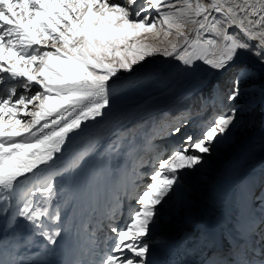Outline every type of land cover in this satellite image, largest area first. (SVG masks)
I'll return each mask as SVG.
<instances>
[{"label":"snow or ice","instance_id":"snow-or-ice-1","mask_svg":"<svg viewBox=\"0 0 264 264\" xmlns=\"http://www.w3.org/2000/svg\"><path fill=\"white\" fill-rule=\"evenodd\" d=\"M161 33L174 37L168 47L140 40ZM157 56L187 90L164 108L129 106L158 80L148 67ZM191 97L201 100L195 113ZM257 105L264 0H0V264H52L57 254L59 264H157L164 242L154 233L181 178L233 143ZM210 109L198 133L187 131ZM145 152L154 155L141 172ZM129 176L136 193L115 195ZM256 200L259 217L250 189L241 192L252 218L206 264H264V247L250 242L264 224V191Z\"/></svg>","mask_w":264,"mask_h":264},{"label":"bare ground","instance_id":"bare-ground-1","mask_svg":"<svg viewBox=\"0 0 264 264\" xmlns=\"http://www.w3.org/2000/svg\"><path fill=\"white\" fill-rule=\"evenodd\" d=\"M174 75V72H171V75L159 74L157 81L148 84L143 90L134 91L131 94L129 106L145 101L162 108L172 104L176 99L173 92L177 86L172 82ZM215 111L217 110L215 109ZM178 115H181V113L176 112L170 118L174 119ZM201 117L203 116H199L198 121L203 119ZM145 131H147V123L143 133ZM154 143L165 144L166 142L156 141ZM214 154L219 155L217 160H214L219 171L212 181L206 185L208 188L198 213L195 210L183 216H176L173 212L165 211L161 215L160 223L165 231L163 230L160 235L163 234L164 237L168 235L171 243L168 248H161L157 252V255H159L157 258L155 257L157 264H179L180 254H183V250L190 244H197L199 255L191 260L189 264H206L205 259L213 256V254L227 255L229 244L241 240L237 230L244 232L245 227L252 218V216L246 217L241 214V192L243 190L250 189L251 213L257 208L254 217L260 216L258 211L259 201L253 202V198L256 196V190L264 184V122L256 132L250 134L232 150L217 149ZM153 155L154 153L150 155V158ZM220 155H225V158L220 159ZM132 179L133 177L129 176L126 183L118 188L115 195L120 196L119 193L123 190L122 188H125L127 192L133 191ZM145 181L148 182L146 178ZM139 182L138 180L137 183ZM183 182L190 186H197L199 189L204 188L200 187V182L185 175ZM139 184L142 185L141 182ZM236 191L238 192L235 194ZM125 205L127 210V201ZM109 206H111V203ZM120 223L123 224L121 221ZM261 231H264V224L256 228L255 233L251 235L250 242L254 247H264V243L258 240V233ZM155 238L164 240L162 237L157 238L155 236ZM24 253L25 249H21L20 254ZM48 258L52 261V264H59V261L64 259L59 254Z\"/></svg>","mask_w":264,"mask_h":264},{"label":"rangeland","instance_id":"rangeland-1","mask_svg":"<svg viewBox=\"0 0 264 264\" xmlns=\"http://www.w3.org/2000/svg\"><path fill=\"white\" fill-rule=\"evenodd\" d=\"M171 38L174 39V37L165 38L163 36V34L161 33V35L158 38L152 34H148L146 37H140V40L144 41L145 43H147V44H149V45H151L157 49H160V48L168 47L169 41H172ZM148 67L155 69L159 74L169 75L171 73V70H172V63L171 62L166 63L163 58L157 56V57H154L152 62L148 64ZM249 67L252 68L253 71L259 70L258 65H253V64L249 63ZM174 74L175 75L172 77V80H173L172 82H173V84H177V86L174 88L173 95H174V97H179L187 90L188 83L186 80L183 81L184 79L182 77H180V75L178 73H174ZM242 87L246 88L247 85L244 84V85H242ZM188 103H190L191 106H195L198 109L200 107L201 100L198 97H191L189 99ZM216 110H217L216 112L218 114L222 111L219 108H217ZM210 114H211V109H210L209 113H206L203 115V117H201L203 119H201L200 122L202 120H206L208 115H210ZM193 118L197 119L199 117L194 116ZM169 119H172V118L169 117ZM242 121H243L242 125L240 126V128L235 133V141L233 143H230V144H225V145L219 146L218 150L230 151L234 147H236L238 144H240L250 134H252L253 132H256L262 126V124L264 122V105H257L256 109L253 112L247 113L242 117ZM145 124H146V122H144V124L142 123V130H140V124H138L139 126L135 129L137 134H142V132L144 131ZM143 154H145L144 155V161L146 163H145L144 167L139 169V171H141V172H145V171H148L150 169V165H151L150 155L152 154V152H145ZM218 156L219 155L214 154V152H213L212 155L208 157V162L203 166V168L199 172H195L194 174H191V175H185L187 177L194 178L195 180H197V182H200L201 183L200 187H204V188L199 189L197 186L194 187L192 185L191 186L187 185L185 182H183V178H184V176H183L180 180V187L177 189L171 205L166 206L164 208V210L162 211L161 215L164 214L165 211L173 212L176 216H183L184 214H188L191 211H195V210L198 213V211L200 210L201 202L204 199L205 192L207 191V188H208V187H206V185L212 181V179L217 175V173L219 171V170H217V166H216V163L214 161L215 159L217 160ZM220 156H221L220 159L225 158V155H220ZM149 159H150V161H149ZM140 182L142 183V185L144 183H147V181H145V179L143 181H140ZM142 185H141V188L139 189V191L143 190ZM122 189L123 190L119 193V195H121V197H124V193H126V190H125V188H122ZM136 191L137 190L135 189L134 192L136 193ZM262 191H264V184L256 190V196L259 195L260 192H262ZM134 192H132V193L135 194ZM237 192L238 191H236L235 194ZM256 196L253 198V202L256 201ZM235 200H236V198H235ZM125 209H126V207H125ZM256 209L253 210L252 214H254L256 212ZM121 221L124 222V220H121ZM163 230H164V228H163L162 224L159 222L158 229L154 233V236H157V238L162 237L164 240H160V241H163V242H166V240H168L169 243L168 242L163 243V246L161 247V248H168V245L171 243V239H169L168 235H166V237H164L163 234L160 235V233L163 232ZM177 236H180V235H177ZM258 240H259V238H258ZM158 256L159 255H156V258Z\"/></svg>","mask_w":264,"mask_h":264},{"label":"trees","instance_id":"trees-1","mask_svg":"<svg viewBox=\"0 0 264 264\" xmlns=\"http://www.w3.org/2000/svg\"><path fill=\"white\" fill-rule=\"evenodd\" d=\"M142 123H143V122L140 123V130H142ZM137 126H138V125H137ZM136 128H137V127H136Z\"/></svg>","mask_w":264,"mask_h":264}]
</instances>
